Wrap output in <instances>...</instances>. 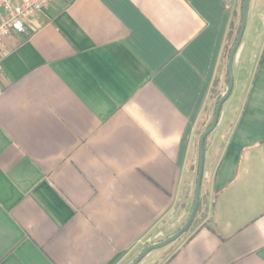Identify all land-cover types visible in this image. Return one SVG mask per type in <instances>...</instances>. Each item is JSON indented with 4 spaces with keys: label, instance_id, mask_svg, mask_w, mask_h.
<instances>
[{
    "label": "crops",
    "instance_id": "crops-1",
    "mask_svg": "<svg viewBox=\"0 0 264 264\" xmlns=\"http://www.w3.org/2000/svg\"><path fill=\"white\" fill-rule=\"evenodd\" d=\"M241 3L54 0L8 39L0 264H132L178 232ZM234 73L206 141L209 210L143 264H264V0H251Z\"/></svg>",
    "mask_w": 264,
    "mask_h": 264
},
{
    "label": "water",
    "instance_id": "water-1",
    "mask_svg": "<svg viewBox=\"0 0 264 264\" xmlns=\"http://www.w3.org/2000/svg\"><path fill=\"white\" fill-rule=\"evenodd\" d=\"M251 0H244L242 6V22L240 25V32L235 40L233 48L231 50L229 56V64H228V88L220 101L218 102L215 111H214V118L212 121L211 126L203 133L200 142H199V164H198V176H197V183H196V190H195V197H194V205L192 211L188 217V220L183 225V227L176 232L174 235L168 237L165 240L157 242L155 244L150 245L147 247L132 264H140L150 253L157 251L159 249L165 248L170 244L176 242L180 239L191 227L192 223L194 222L201 199V192H202V184L204 179V168H205V157H206V149H207V138L213 133L219 123L221 110L225 102L231 96V93L234 88V80H235V73H234V61L236 54L241 46L244 32L247 26L248 17H249V10H250Z\"/></svg>",
    "mask_w": 264,
    "mask_h": 264
},
{
    "label": "built area",
    "instance_id": "built-area-1",
    "mask_svg": "<svg viewBox=\"0 0 264 264\" xmlns=\"http://www.w3.org/2000/svg\"><path fill=\"white\" fill-rule=\"evenodd\" d=\"M53 1L0 0V81L3 77V61L10 50L8 39L13 34H27Z\"/></svg>",
    "mask_w": 264,
    "mask_h": 264
},
{
    "label": "rangeland",
    "instance_id": "rangeland-1",
    "mask_svg": "<svg viewBox=\"0 0 264 264\" xmlns=\"http://www.w3.org/2000/svg\"><path fill=\"white\" fill-rule=\"evenodd\" d=\"M242 2H243V0H242ZM242 6H243V4L241 3V6H240V11L242 12ZM213 118H211L210 117V119L208 120V121H201V123L199 124V126H198V129H197V131H196V136H195V140H196V147L198 146V144H199V141H200V138H201V135L205 132V130H206V128L210 125V124H212V120ZM193 163H194V167H195V172H196V176H197V174H198V164H199V154H198V150H197V154H196V157L194 158V161H193ZM195 176V177H196ZM192 189H193V194H194V196H195V190H196V183L195 184H193V186H192ZM207 200V202H208V195L205 193V195H204V204H203V209H205V211H206V213L208 212V210H209V206L206 204V201ZM191 213V212H190ZM188 217L189 216H187L186 217V219L183 221V223L181 224V227H180V229L183 227V225L186 223V221L188 220ZM179 229V230H180ZM178 230V231H179ZM193 230V229H192ZM190 231H191V228L187 231V233L186 234H184L180 239H178L179 241H181L182 240V238H185L187 235H188V233H190ZM171 234V233H170ZM174 235V234H173ZM166 237H168V235H166V236H164V238L163 239H166ZM170 237V236H169ZM177 240V241H178ZM176 241V242H177ZM176 242H174V243H172L171 245H169V246H171V248L172 247H174V246H177L176 245ZM169 253H167L166 255H168ZM144 261V260H143ZM143 261L140 263V264H143Z\"/></svg>",
    "mask_w": 264,
    "mask_h": 264
},
{
    "label": "trees",
    "instance_id": "trees-1",
    "mask_svg": "<svg viewBox=\"0 0 264 264\" xmlns=\"http://www.w3.org/2000/svg\"><path fill=\"white\" fill-rule=\"evenodd\" d=\"M244 3V0L242 2V4ZM241 22H242V17L240 18V24L238 27H232L231 28V31H230V34H229V37H228V42H227V50H226V56L229 58V55L231 53V50L233 48V45L235 43V40L240 32V25H241ZM222 98V96H217L216 98V106L218 104V102L220 101V99ZM211 126V124L206 128V130ZM205 130V131H206ZM203 204H204V196L202 195V192H201V199H200V205H199V209H198V212H197V215H196V218L194 220V222L192 223L191 225V229L194 228V226L198 225L204 218V216L206 215V211L205 209H203ZM189 228V229H190ZM188 229V230H189ZM187 233V232H186ZM185 233V234H186Z\"/></svg>",
    "mask_w": 264,
    "mask_h": 264
}]
</instances>
